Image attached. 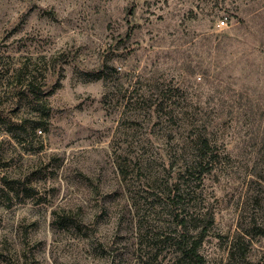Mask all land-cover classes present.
Here are the masks:
<instances>
[{"label": "rangeland", "instance_id": "374dc122", "mask_svg": "<svg viewBox=\"0 0 264 264\" xmlns=\"http://www.w3.org/2000/svg\"><path fill=\"white\" fill-rule=\"evenodd\" d=\"M184 232L264 264V0H0V264H192Z\"/></svg>", "mask_w": 264, "mask_h": 264}, {"label": "trees", "instance_id": "16d2710c", "mask_svg": "<svg viewBox=\"0 0 264 264\" xmlns=\"http://www.w3.org/2000/svg\"><path fill=\"white\" fill-rule=\"evenodd\" d=\"M131 33V32H130ZM103 72V71H100ZM36 82L34 79H28L26 82V88L25 91L29 93H33V87H35ZM201 133H198L196 135V141L198 139L197 143V150L199 152V162L197 163L198 168V174L202 178L203 175L207 172H210L214 168L215 160L218 158V154L213 149L214 147L211 145L210 139L207 136L200 137ZM181 194L179 192H176L172 194V201L171 205L172 208L175 210V220L177 221V225L186 226L189 220V217L187 215H181L179 213L178 204L180 202ZM182 216V217H181ZM177 244V251L181 253V255L187 259L192 264H204V257L199 252V240L192 239L191 236L184 232L176 239Z\"/></svg>", "mask_w": 264, "mask_h": 264}, {"label": "built area", "instance_id": "2783aa9c", "mask_svg": "<svg viewBox=\"0 0 264 264\" xmlns=\"http://www.w3.org/2000/svg\"><path fill=\"white\" fill-rule=\"evenodd\" d=\"M222 23H223V24L226 23L225 19H222Z\"/></svg>", "mask_w": 264, "mask_h": 264}]
</instances>
